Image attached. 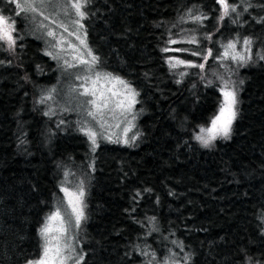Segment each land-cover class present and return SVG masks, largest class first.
Returning a JSON list of instances; mask_svg holds the SVG:
<instances>
[{
  "label": "trees",
  "instance_id": "1",
  "mask_svg": "<svg viewBox=\"0 0 264 264\" xmlns=\"http://www.w3.org/2000/svg\"><path fill=\"white\" fill-rule=\"evenodd\" d=\"M6 2L0 11L15 18L18 38L14 51L0 50V264L39 254L38 229L67 170L84 185L81 264H264V0L238 7L235 25L219 21L216 0H90L84 24L98 66L139 93L134 139H99L95 151L74 121L43 110L39 90L55 64ZM189 32L195 48L161 51L170 39L187 44ZM242 36L254 63L234 76L230 137L202 147L194 136L219 106L217 72L226 74L214 57ZM209 48L203 69L167 63L199 65Z\"/></svg>",
  "mask_w": 264,
  "mask_h": 264
},
{
  "label": "rangeland",
  "instance_id": "2",
  "mask_svg": "<svg viewBox=\"0 0 264 264\" xmlns=\"http://www.w3.org/2000/svg\"><path fill=\"white\" fill-rule=\"evenodd\" d=\"M4 1L6 2V0ZM8 1L12 2V0ZM35 3L39 9L37 12L21 14L23 20V22L21 23V29L25 30L29 28V33L41 42L43 52L50 59H52L55 64V75L53 79L54 81L49 87L39 90L38 99H40V101L42 98H46L49 96L51 97L50 99H45V101L42 103L43 110L46 111L48 115L54 116V119L56 120L54 121L55 123H67L68 121H74L80 128L84 126L92 128L94 131L97 132V141L99 139L107 140V137L111 136V140H118L120 142H123L124 139H127L129 142H131V140L133 139L132 132L135 131V123L138 118V109L136 107V104L134 105L132 111L128 113L122 114L120 109H116L115 112L110 111V109L114 107V103H112L109 105L108 109H104V114L102 118L98 115L96 120H93L92 117L87 115L88 111L91 110L92 106L88 105L86 101L92 99V97L80 95V92L83 91V89L80 88V85L82 83H85V81L83 79H77V77L91 76L93 79H95V73L99 72L101 74H104L109 72L101 69L98 66V63L91 67V71H89V65L79 63L80 58L89 61L91 60V57L88 55V50H91V48L89 47L87 42L84 18L80 20V24L75 23V21L80 18L77 17L74 14V11L70 8V0H35ZM247 3H250V0H248ZM12 4L13 6H15V3L12 2ZM242 7H244V4L242 5ZM219 9L220 7L218 8V10ZM18 11L19 9H16V12ZM40 12H43V15H40ZM0 14H2L1 11ZM193 15L198 14H192L191 16ZM240 15L241 14L237 15L233 13L230 18L232 20H235V23L240 24ZM191 16H189V19ZM53 21H55V23H53ZM230 23L231 25H235L233 21H230ZM61 25H63V27H61ZM65 28L67 29V31H65ZM50 30L56 33L54 37L47 35V32ZM193 35L194 34L192 32L185 34V36L188 37L186 38V41L190 39ZM77 36H79L80 39H77ZM81 39L86 41L87 47L80 43ZM236 39L237 38L235 37L234 39L232 38L230 40L222 41L221 43L223 44L221 45L219 51L220 53L219 55H217V57L219 58L222 56L224 52V48L222 47L223 45H226L229 41H233ZM238 39L240 40V43L237 44L236 51L250 56L251 58L248 59L247 62L241 63L238 61H233L231 59H220V61H218L217 58L214 57L215 64L218 66V68L222 69L226 73L222 74L220 72H217L218 77L221 78L220 87L223 86L224 81H229L230 85L236 89L237 93L238 84L236 83L234 76L241 67L254 63V56L251 51L245 53V49L243 46V40L245 39V36H242ZM195 46L196 45H191L189 43L184 45H180L179 43H177L176 45L172 44V47H168L171 49L187 48L188 50H191L195 48ZM0 50L8 51L6 45L4 47H0ZM91 52L93 55H95L92 50ZM48 53H52V55H48ZM173 56L174 55H172V57ZM65 61H67L68 64L74 66L69 67L68 64H65ZM203 62L204 59L202 58L201 63ZM86 86L90 87L91 82L89 81ZM131 87L133 88L132 85ZM96 88L104 91H106L108 88H113L114 91H124L121 85L116 84L113 87V84L105 82L103 78L96 84ZM107 94L111 95L110 93ZM97 95H99V91ZM117 98H113V100ZM217 110L215 114L217 113ZM208 123L204 126H207ZM126 128L129 129V131L125 134L124 130ZM130 136L132 137L129 138V140L128 137ZM86 138L88 140L87 136ZM197 142L202 147H206L202 145L199 141ZM89 143L91 145L90 141ZM73 176L74 174L68 170L60 176L57 193L55 194L51 203V210L44 217L42 223L40 224L38 229L39 233L41 227L46 223L47 217L57 208L61 210V214L65 217V220H69L68 214L71 212V208L68 204V201L70 198H74L71 194H74L78 191V187L82 182V179H80L81 177L74 179ZM64 188L68 189V194H66L62 190ZM56 223L57 222H53L54 227L56 226ZM71 225L72 226L69 228L67 236L69 237L68 243L72 245L74 251L70 253V255L72 256V260H69L67 264H74L75 260L79 256L83 257V251L78 238L80 226L75 227L74 217H71ZM39 237L40 252L35 258L29 260H36L42 255L44 241L40 234ZM27 261L23 264H27ZM81 262L82 260L80 261V264ZM162 264L165 263L162 262Z\"/></svg>",
  "mask_w": 264,
  "mask_h": 264
},
{
  "label": "snow or ice",
  "instance_id": "3",
  "mask_svg": "<svg viewBox=\"0 0 264 264\" xmlns=\"http://www.w3.org/2000/svg\"><path fill=\"white\" fill-rule=\"evenodd\" d=\"M12 2L15 3V9H13V11L19 9V11L16 12L17 16L22 13H35L39 10L35 0H12ZM89 2L90 0H70V8L74 11V14L80 18L75 21L76 24H80V20L85 18L87 15V13L84 11V8ZM216 3L220 6L219 21H223L226 17L230 18L233 13L239 15L240 13L237 11V9L241 5L245 4V0H240V4L229 3V0H216ZM251 7L252 4L247 3L246 6L243 7V11L247 12ZM40 15H43V12H40ZM190 18L197 23H201L204 19H207V17L201 15H193ZM261 19L264 20V17ZM235 22L236 21L233 20V23ZM53 23H55V21H53ZM61 27H63V25H61ZM65 31H67L66 28ZM15 32V18L0 14V47H4L6 45L8 51H14L17 46L18 38L16 35H14ZM47 35L54 37L56 33L50 30L47 32ZM77 39H80V37L77 36ZM206 39H211V36L209 35L206 37ZM80 43L87 47L85 40L81 39ZM168 43L176 44L180 43V41L170 39ZM186 43L198 44L199 41L195 36H192L186 41ZM238 43H240V40L237 38L236 40L229 41L226 45H223L222 47L224 48V52L222 56L219 57V59H231L241 63L247 62V60L251 57L236 51V46ZM252 43L253 41L250 38H245L243 40L245 53L250 52ZM161 51L167 53L170 51L187 52L189 50L187 48L171 49L169 47H165L161 49ZM191 54L194 56L201 55L199 51H194ZM48 55H52V53H48ZM88 55L91 57L90 61L80 58L79 63L89 65V71H91V67L99 62V58L93 55L90 49L88 50ZM212 55V49L209 48L206 54L203 55L204 61H207ZM260 58L264 59V56H261ZM0 63H3V61H0ZM167 63L171 69H176L180 65H185L187 67H199L200 69H203L205 66L204 63L193 65L191 62L172 56L167 58ZM65 64H68V62L65 61ZM68 66L73 67L74 65L68 64ZM181 75H184V73H181ZM102 78L105 82L113 84V87L116 84L121 85L124 91H114L113 88H108L106 91L97 89L96 84ZM77 79H83L85 81V83L80 85V88L83 89V91L80 92V95L92 97V99L87 100L86 103L92 106L87 115L92 117L93 120H96L98 115L102 118L104 109H108L109 105L112 103H114V107L111 108L110 111L115 112L116 109H120L122 114L131 112L134 105L137 103V96L139 93H137L127 81L119 76H113L111 73L101 74L97 72L95 73V79H93L91 76H78ZM89 81L91 82L90 87L86 86ZM241 83H243V81H241ZM98 91L99 95H97ZM219 91L221 94V99L219 101L217 113L210 118L207 126H198V131L194 136V139L206 147L211 145L212 142L218 137L229 138L232 124L237 117L236 106L238 104V99L236 89L230 85L229 81H224L223 86L219 88ZM107 93H110L111 95H108ZM50 98V96L42 98L40 102L43 103L45 99ZM113 98L117 99L113 100ZM79 130L88 137V140L92 145V151H95L96 147L98 146L97 132L87 126L81 127ZM128 131L129 129L126 128L124 130L125 134ZM107 139L111 140L112 138L109 136ZM123 143L127 144L129 141L124 139ZM62 190L68 194L67 188ZM71 195L74 198H70L68 201V204L71 208V212L68 214L69 220H65V217L61 214V210L59 208H57L47 217L46 223L40 229V235L44 241L42 255L36 260H28L27 264H67L69 260H72L70 253L74 251V249L72 245L68 243L69 237L67 236V233L69 228L72 226L71 217H74L75 219V227H79L81 221L85 219L83 204L84 188L82 182L78 187V191ZM53 222H57L55 227L53 226ZM145 255H147V253H145ZM82 259L83 257L79 256L75 260L74 264H80ZM185 259L187 260L188 257H185ZM149 264H151V261H149Z\"/></svg>",
  "mask_w": 264,
  "mask_h": 264
}]
</instances>
